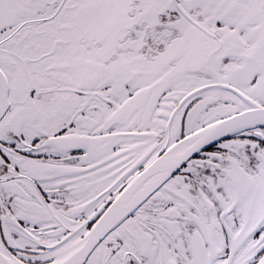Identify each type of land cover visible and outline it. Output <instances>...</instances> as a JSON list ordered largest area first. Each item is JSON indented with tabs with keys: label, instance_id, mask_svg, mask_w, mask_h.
<instances>
[{
	"label": "snow or ice",
	"instance_id": "1",
	"mask_svg": "<svg viewBox=\"0 0 264 264\" xmlns=\"http://www.w3.org/2000/svg\"><path fill=\"white\" fill-rule=\"evenodd\" d=\"M0 264H264V0H0Z\"/></svg>",
	"mask_w": 264,
	"mask_h": 264
}]
</instances>
